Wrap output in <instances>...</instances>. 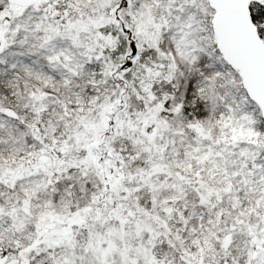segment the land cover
<instances>
[{
  "label": "snow or ice",
  "instance_id": "1",
  "mask_svg": "<svg viewBox=\"0 0 264 264\" xmlns=\"http://www.w3.org/2000/svg\"><path fill=\"white\" fill-rule=\"evenodd\" d=\"M0 264H264V0H0Z\"/></svg>",
  "mask_w": 264,
  "mask_h": 264
}]
</instances>
